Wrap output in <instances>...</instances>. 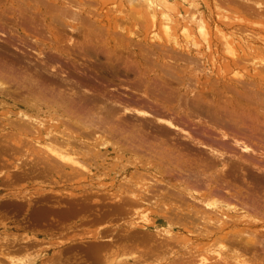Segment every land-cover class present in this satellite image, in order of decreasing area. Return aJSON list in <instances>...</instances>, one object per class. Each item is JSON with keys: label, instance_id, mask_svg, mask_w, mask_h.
<instances>
[{"label": "bare ground", "instance_id": "obj_1", "mask_svg": "<svg viewBox=\"0 0 264 264\" xmlns=\"http://www.w3.org/2000/svg\"><path fill=\"white\" fill-rule=\"evenodd\" d=\"M9 1L12 3V0ZM26 1L43 5L50 15V20L48 19L50 22L48 21L47 29H42L31 19L24 18V13L19 11V23L15 31L25 34L26 39L30 38L29 43L33 47L27 45L28 40L21 42L27 53H32L38 60L41 57H46V59L43 60L44 62L39 60L38 63L32 62V64L28 61L30 53L27 55L23 50L12 45H0V81L2 82L0 83V98L10 97V92L6 88L13 87L14 84L6 88L5 84L13 79L12 83L15 82L18 88L14 86V90H17L13 94L20 97V102L26 104L25 106L34 110L35 113H42L47 104L41 100L43 95L48 94L60 99L59 101L85 116L81 119L72 117L71 121L64 123L74 129L70 135L45 132V125L32 115L21 113V117L17 116L18 121L13 123L9 121L8 127L18 132L20 136H31L34 141L33 149L36 147L39 153L40 157L34 160L35 166L31 167L30 174L38 175L39 167L42 169L40 172L42 174L48 171L58 174L65 170L85 172L87 167L84 164L87 160L88 163L95 164L97 159L106 154L110 155V152L121 153V156L124 153L140 156L142 159L145 156L143 160L147 166L157 164L158 169L160 168V172L153 170L151 177H148L150 181L155 180L153 183L163 181L162 185L159 186L156 183L157 185H150L148 189H145L148 185L142 186L143 188L137 185L132 188L131 185V189L119 191L116 195L111 194L115 205L113 209L128 220L124 224L126 226L123 227V233L116 238L112 236L116 234L117 226L115 229L111 227L112 230L105 228L107 237H101L99 234L87 235L88 239L100 242L97 246H83L90 258L92 255V259H96L94 264H138L140 259L146 261L153 255L156 257H152L151 264H168L169 256L173 255L172 252L169 251L170 254L163 256H160L158 252L172 250L174 246H179L187 252L179 253V257L175 256L179 262L174 264H264V201H262L264 198V167L262 168V164L257 162V156H261L260 159L264 160V152L260 149L258 151L253 149L254 147L252 148L244 137L228 133L223 127L220 129L213 127L219 124L224 126L223 123L226 121L227 126L238 131L239 124L232 115L234 110L230 107L231 105L223 107L225 108L223 110L225 119L220 115L216 102L207 101L199 94L195 97L187 90L175 89L170 86V81L166 83L163 77H159L162 85H153L148 90L157 98L140 93L150 104L137 103L138 98L133 99L132 96L117 91L116 88L107 89L106 84L103 83L107 80V76L114 77L122 71L128 73L130 64L126 65V60L121 61V56L112 53L114 51L109 49V52L104 51L102 44L99 43V36L105 32H101L100 35L96 34L97 30L100 31L99 18L94 13L95 11L89 9L93 6L92 1L82 0L83 3L76 0ZM240 1H243L240 4L250 3V0H238V3ZM99 2L104 4L105 0H98ZM129 3H133V6L138 4L137 7H141L146 12L154 28L159 25L168 43L175 38H173L175 16L179 15L181 24H178L182 26H177L181 27L180 32L184 38L189 39L190 35L188 21L192 23L198 36L204 42L207 41L209 35L207 25L200 10L193 5L195 9L191 8V4L188 6L193 13H190V10L189 14L183 17L175 9L176 0H130ZM251 4H253L252 1ZM256 4L258 8L261 7L260 4ZM175 10L177 13L173 15L172 12ZM115 13H120V11ZM9 33L14 32L9 31ZM1 35L5 37L4 33ZM45 37L51 39L52 42H46ZM78 37H82V41H76L75 38L78 39ZM159 39L158 33L153 30L151 40L159 41ZM10 47L18 52V54H12V59L7 58ZM230 49L228 47L227 51ZM43 51H47L49 55L46 56ZM100 57H105L106 60L100 62ZM78 58L89 62L82 63ZM169 78L176 77L169 76ZM135 84L141 85V81ZM111 91L116 92L113 94ZM109 92L112 94L110 95ZM184 95L185 99L188 97L193 100L190 102L184 100V107L178 105L175 106L178 109L174 108L175 103L173 102L178 103L180 96ZM40 96H43L41 100ZM120 96L127 99V102H123ZM192 116L195 118L190 119ZM194 123H196L195 127ZM203 126L207 129L211 128L216 133L218 131L219 138L217 136L213 138L209 131L202 128ZM80 136L86 139L85 142ZM2 146L4 148H0L1 152L9 149L8 143ZM17 167L15 175L11 177L26 178L28 172L25 170L29 167L27 169ZM210 171H214V174ZM5 178L8 182L13 180L7 174ZM246 179L261 183V186L253 188L251 183L252 188L248 185L249 188L245 191L235 187V182H243ZM172 182L177 186L173 187ZM169 183L170 185H164ZM17 202L15 206L20 205L21 207L26 203L28 208L27 202L24 201L22 204H20L21 201ZM113 242H122L125 248L129 246L135 251H132L130 256L127 255L130 258L124 261H121L126 258L124 256L122 258L119 256L120 260L113 258L112 255L113 253L115 255V252L112 248L116 247ZM144 243L149 244L148 250H142L139 247Z\"/></svg>", "mask_w": 264, "mask_h": 264}, {"label": "rangeland", "instance_id": "obj_2", "mask_svg": "<svg viewBox=\"0 0 264 264\" xmlns=\"http://www.w3.org/2000/svg\"><path fill=\"white\" fill-rule=\"evenodd\" d=\"M76 1L83 3L82 0ZM91 1L94 7L92 6L93 8L90 7L89 9L93 12L95 11L94 13L99 18L98 26L100 31L96 29L97 31H95L98 32L96 34L100 35L101 32H105L103 33L104 35L101 33L102 35L98 38L100 40L99 43L105 49L104 51H114L112 53L121 56V61L126 60V65L132 64L133 66H128L130 70L128 73L122 71L114 77H111V75L107 76V80L103 82L106 84L107 89L116 88L117 91L130 95L133 99L138 98L137 103L150 104L145 97H142V94H147L151 98H157L155 95L149 93L148 90L153 85H162L163 83L159 81V77H163L166 83L170 81V86L175 89L187 90L195 97L199 94L207 101L216 102L220 115L225 119L226 117L223 116L225 108L223 107L231 105L230 107L234 110L232 111V115L235 116L234 118L239 124L238 131L231 128V126H227L226 121L223 123L224 126L219 124V126L213 125V127L216 129L223 127L228 133L231 132V134L235 133L239 137H244L245 141L249 145L251 144L252 148L254 147L253 149L264 151V12L262 11L264 10V0H250L249 4L245 2L240 4L243 1L238 3V0H176L175 9L183 17L188 15V11L191 10H189L190 6L188 4H191V8L195 9L194 7H197L196 9L200 10L203 20L207 25L209 35L207 41L204 42L198 36L192 23L187 21L189 23L188 29L190 30V35L189 39L184 38L180 32L181 27L179 26L182 25H180L181 20L179 15L175 16V33L173 34V38H175L170 43L162 35L159 25L156 28L152 26L150 18L141 7H137L138 4L137 6H133V3H129L130 0H105L104 4L98 3V0ZM251 1L253 4H251ZM253 1L260 4L261 7L255 6L257 4ZM35 4L26 0H12V3L9 0H0V24L2 25H0V45H12L23 50L27 55L30 53H27L25 47L21 44V42L28 40L26 42L27 45L33 47L29 43L30 38L26 39L25 34L16 32L17 29L15 28L18 27L20 11L24 13V18L27 20L31 19L34 24L42 29H47L50 15L46 12L43 5L36 4L35 6ZM176 10L172 12L173 15H176ZM114 11H120V13H115ZM221 11L226 12L222 13ZM191 12L193 13V10ZM226 18L229 19L227 20ZM109 19L112 20L110 21ZM239 19L240 21H238ZM217 29L219 30L217 31ZM153 30H156V33H158L160 37L159 41L151 40ZM9 31H13L14 33L10 34ZM2 33H4L5 37H2ZM15 33L18 34L16 35ZM75 39L76 41H82V37ZM44 40L52 42L48 37H45ZM118 44L119 48H117ZM156 46L158 47L155 48ZM228 47L229 49L231 47L232 51L231 49L227 51ZM9 50L7 58L12 59V54H18L11 47ZM43 53L46 56L49 55L47 51H43ZM30 54L28 61H31V63H38L39 60L44 62L46 59V57H43L44 59L41 57L38 60L35 55ZM120 56L117 57L120 58ZM81 59L79 61L82 63L89 62L85 59L81 61ZM105 60V57H100L99 59L100 62H104ZM17 76L19 75L17 74ZM169 76L176 78H171V82ZM13 81V79L9 80L5 84L6 86L4 85L5 88L13 84L17 88L15 82L12 83ZM137 81H141V85H136L135 82L137 83ZM0 83L2 82L0 81ZM121 84L129 90L122 87ZM14 86L6 88L10 92V97L0 98V148H4L2 145H7L8 143V148L11 149H7L6 152L0 151V157L5 158V160L0 161L2 164L0 166V264H94L96 259L93 260L92 255L90 258V255L86 253V248H83V246H97L100 242L88 239L87 235L95 236V234H99L101 237H105L107 235L106 229L112 230V228L115 229L117 226L116 234L112 236L116 238L119 234L123 233V227L125 228L126 226L124 224L128 220L117 214L113 209L115 205L111 199L112 195L118 194L119 191L123 192L131 189V185L132 188L134 185L141 188L148 185L145 189H148L150 185L154 186V184L162 185L163 181L153 183L155 180H151V184L149 179L152 173L159 171L160 168L158 169L157 164H151V167L147 166L143 160L145 156L142 159L140 156L125 155V153L121 156V153L114 154L110 152V155L106 154L97 159L95 164L88 163L87 160V163L84 164L87 167V171H83L84 173L82 170H80L81 172L65 170L58 174L49 173L48 171L45 176L30 175L26 178L24 177V179L12 178L18 169L17 166L20 168L29 165L33 166L35 164L34 160H37L36 158L40 156H38L39 153L36 147L33 149L32 144L34 141L31 136H20L18 132L8 127V123L18 121L17 119L21 117L22 113L37 117V121L40 120L45 125V132L47 133L58 132L70 135V132H74V129L64 123L68 120L71 121L72 117L81 119L84 116L83 113H79L74 108L68 107L65 103L59 101L60 99L58 100L56 97L48 94L46 96L43 95L45 98L43 96L39 97L40 100L43 97L44 100L42 98L41 101H45V104H47L42 113H35L34 110L25 106L26 104L20 102V97L18 98L13 94L18 89L14 90ZM146 86L148 89L145 88ZM111 92L114 94L116 91ZM111 92H109L110 95L112 94ZM185 97V95L180 96L178 103L173 102V104L175 103L174 108L178 109L175 107L178 105L184 107V100H187L186 102L193 100L188 97L185 99ZM48 99L50 102H48ZM120 99L123 102H127V99L123 96H120ZM130 102L132 103V101ZM76 114L78 115L76 116ZM194 118L192 116L190 119ZM195 126L196 123H194ZM202 128L209 131L211 136L213 135V138H216V136L219 138L218 131L216 133L211 128L207 129L204 126ZM80 137L85 142L86 139L82 138V136ZM260 158L261 156H257V162L260 165L262 164L263 168L264 160ZM29 167L31 168V166ZM37 170L41 171L42 169L39 167ZM137 173H139L138 177ZM210 173L214 174V171H210ZM6 174L10 175L13 182L6 180ZM164 185H170V183ZM171 185L173 187L177 186L173 182ZM17 201H21L20 204L24 201L27 202L29 204L28 208L25 205L26 203L21 207L20 205L15 206L14 204ZM60 205H64L65 207L58 209ZM22 208H26L25 218L22 219L23 223L21 220H18ZM12 213L16 215H12ZM86 214H90L92 219L89 221L79 219L80 216H85ZM49 217L57 219L59 224L73 220H77V224L68 233L56 234L53 227V224L56 222L49 220ZM41 223L45 225H41ZM113 244H116V247L112 248L115 252V255L113 253L112 257L118 260L122 256L126 257L121 259V261L129 259L130 253L135 251L129 246L125 248L122 242H113ZM18 246H20V249ZM139 247L142 250H148L149 244L144 243L139 245ZM173 248L172 250L175 252L172 250L158 252L160 256L168 255L169 251L170 253L172 252L173 255L169 256L168 260L170 264L179 262L175 258V256L179 257V253H187L179 246H174ZM119 256L121 257L119 258ZM152 257L156 256L148 257L146 261L140 259L141 261L138 264H151Z\"/></svg>", "mask_w": 264, "mask_h": 264}, {"label": "flooded vegetation", "instance_id": "obj_3", "mask_svg": "<svg viewBox=\"0 0 264 264\" xmlns=\"http://www.w3.org/2000/svg\"><path fill=\"white\" fill-rule=\"evenodd\" d=\"M264 152V151H263ZM9 153H11V152H9ZM1 160H5V158L4 157H0V161ZM0 166H2V164H1V162H0ZM29 166H31L32 167V165H29ZM29 166H27V167H22V168H25V169H27ZM30 167H29V169H27V170H25V171H27L28 172V176H30V175H32V176H35V175H33V174H30ZM33 170H31V172H32ZM38 172V175H40V176H45L46 174H42V173H40V172H42V171H40V170H38L37 171ZM35 174V173H34ZM28 176H26V177H28ZM11 182H13V180L11 181ZM249 182H250V184H249ZM253 185H252V184ZM236 184H237V186H236ZM234 185H235V187H238V188H240V189H243V191H245V189H248L249 187H251L252 188V186H253V188L254 187H257V186H261V183L259 184V183H257V182H253V181H251V180H247L246 179V181H243V182H235L234 183ZM248 185H249V187H248ZM250 185H252V186H250ZM241 187H243V188H241ZM261 192V191H260ZM262 194H263V192H261ZM257 196L260 198V196L257 194ZM262 201H264V198L262 199ZM261 201V202H262ZM26 205V204H25ZM54 207H56V206H54ZM65 206L64 205H60L59 207H58V209L59 208H64ZM26 208H22V212L19 214L20 216H19V218H18V220H21L22 221V219L23 218H25V214H26ZM12 215H16V214H14V213H12ZM49 220H51V221H53V222H56V223H54L53 224V227L55 228V230H54V233H56V234H64V233H68V232H70V231H72L71 230V228L72 227H74L77 223V220H73V221H69V222H66V223H64V224H59L58 222H57V219H55V218H52V217H49L48 218ZM79 219L80 220H82V221H89V220H91L92 219V217L90 216V214H86L85 216H80L79 217ZM26 220H27V217H26ZM24 221H22V223H23ZM29 223V222H28ZM48 224H50V223H48ZM41 225H45L44 223H41ZM27 226V225H26ZM78 230V229H77Z\"/></svg>", "mask_w": 264, "mask_h": 264}, {"label": "crops", "instance_id": "obj_4", "mask_svg": "<svg viewBox=\"0 0 264 264\" xmlns=\"http://www.w3.org/2000/svg\"><path fill=\"white\" fill-rule=\"evenodd\" d=\"M99 226V225H98Z\"/></svg>", "mask_w": 264, "mask_h": 264}]
</instances>
